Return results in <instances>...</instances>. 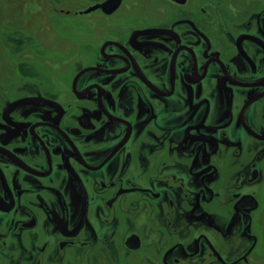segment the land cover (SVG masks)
I'll list each match as a JSON object with an SVG mask.
<instances>
[{"label": "flooded vegetation", "instance_id": "obj_1", "mask_svg": "<svg viewBox=\"0 0 264 264\" xmlns=\"http://www.w3.org/2000/svg\"><path fill=\"white\" fill-rule=\"evenodd\" d=\"M105 1L0 13V264L264 260V0Z\"/></svg>", "mask_w": 264, "mask_h": 264}, {"label": "rangeland", "instance_id": "obj_2", "mask_svg": "<svg viewBox=\"0 0 264 264\" xmlns=\"http://www.w3.org/2000/svg\"><path fill=\"white\" fill-rule=\"evenodd\" d=\"M7 6H9V5H8V0H0V13H1V14H3V13L5 12V9H6ZM6 11H7V10H6ZM7 15H9V13H8ZM74 19H75L74 23L79 21L76 17H75ZM71 21H72V20H71ZM5 22H6V21L2 22V24L4 25ZM2 31H3V30H0V35H1V36H2V34H3ZM0 41H1V39H0ZM1 56L4 57L3 54H1ZM3 59L6 60V58H1V57H0V61H1V63H2ZM0 67H2V64H0ZM261 246L263 247L262 250H261V253H260L261 256H262V255H264V234H263V237H262ZM255 264H264V260H262L261 258H258V259L255 260Z\"/></svg>", "mask_w": 264, "mask_h": 264}, {"label": "water", "instance_id": "obj_3", "mask_svg": "<svg viewBox=\"0 0 264 264\" xmlns=\"http://www.w3.org/2000/svg\"><path fill=\"white\" fill-rule=\"evenodd\" d=\"M120 4H121V0H106L103 3L96 5L95 7L105 8L106 6L109 7L111 6L110 11H113L114 9H117Z\"/></svg>", "mask_w": 264, "mask_h": 264}]
</instances>
